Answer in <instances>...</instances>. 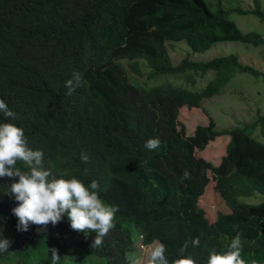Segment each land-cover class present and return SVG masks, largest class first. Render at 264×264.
<instances>
[{"label": "trees", "instance_id": "obj_1", "mask_svg": "<svg viewBox=\"0 0 264 264\" xmlns=\"http://www.w3.org/2000/svg\"><path fill=\"white\" fill-rule=\"evenodd\" d=\"M252 1L253 9L227 8L225 0H0V72L5 78L12 75L4 69L11 53L33 63L35 72L30 64L33 72L26 80L32 78L38 92L66 95L73 73L82 76L69 96L72 110L53 96L50 116L19 113L27 146L44 153L43 166L47 169L50 162L55 178H77L86 186L97 181L100 197L119 209L115 230L99 247L93 244L94 232L72 230L66 215L56 226L30 225L18 232L12 212L18 202L0 183V238L12 242L8 252L0 253V264H52L53 248L61 256L58 264H131L128 250L140 237L169 244V264L180 257L184 241L199 238L200 245L183 255L207 264L209 254L226 251L237 232L242 257L248 264H264V200L245 201L264 195V143L253 135L259 123L264 125V115L248 126L222 130L211 119L190 136L176 121L181 109L202 108L207 98L221 93L237 72L263 78L264 72L233 53L206 61L187 55L174 64L168 47L185 40L198 53L221 41L264 43L260 32H244L230 16L252 14L264 21L262 0ZM22 14L21 29L10 33L11 18ZM182 73L192 84L196 76L212 77L201 91L156 81ZM145 75L150 85L133 83ZM200 134L210 140L226 136L218 165L199 160ZM152 138L161 143L149 150L145 142ZM82 153L88 163L81 161ZM17 168L29 171L23 163ZM209 168L219 172L218 182L237 210L212 213L200 205ZM186 171L190 177L183 179Z\"/></svg>", "mask_w": 264, "mask_h": 264}, {"label": "clouds", "instance_id": "obj_2", "mask_svg": "<svg viewBox=\"0 0 264 264\" xmlns=\"http://www.w3.org/2000/svg\"><path fill=\"white\" fill-rule=\"evenodd\" d=\"M22 16L23 14L11 18V22L15 24L9 30L10 33H18L21 29L20 24L25 19ZM53 31L50 33L52 34ZM53 35H56V32ZM168 47L171 53L170 45ZM10 49L19 50L17 47ZM14 54H9L8 60L4 63V69L12 74L11 77L5 78L4 74L0 72V121H2L0 122V178L5 177L0 179V183L5 184L6 191L11 189L10 193L18 202V206L12 209L13 214L18 218L17 231L27 232L30 225H38L44 229L49 224L56 226L66 215L72 230L83 232L85 235L94 232L96 235L93 244L99 247L103 244L104 238L116 228L118 207L107 204L100 197V186L95 180L86 186L77 178H55L52 175L51 167L48 165L50 162L47 163V169L45 168L46 163L43 166L44 153L39 150H32L27 146L25 128H22L18 118L19 113L23 111L43 118L50 116L53 96L61 99L64 102V107L72 110L69 96L82 83V76L78 72L73 73V78L66 82L68 88L66 95L59 96L55 94L57 93L55 91L44 93L41 90L38 92L32 78L30 81L26 80L29 76L31 77L33 71L35 72L33 63H30L33 70L31 71L27 57L19 54L18 58H12ZM175 75L179 74H166V77ZM25 80L26 85L23 87L22 83ZM166 80L168 78L162 82ZM144 81L148 85L151 83L146 75L142 78L137 77L133 83ZM174 84L186 87L185 85H178L176 82ZM34 92L38 95L32 100L30 95ZM182 110L184 109L180 110V115L176 119L178 125L181 124ZM160 143L159 139L152 138L145 142V147L153 150L158 148ZM35 145L39 146V144ZM38 146L36 148L41 149ZM89 159L88 155L81 154L82 162L88 163ZM18 163H23L29 171H21L17 168ZM189 177L190 173L186 171L183 179ZM221 187L223 186L221 185ZM200 205L203 206L201 203ZM0 236H2V232H0ZM166 239L165 241L168 243L171 242L172 237L166 236ZM11 243L7 238H0V253L8 252ZM199 245V238L184 241L179 249L180 257L172 261V264H197L191 255L184 256L183 253L187 252L189 247L196 248ZM49 251H51L52 264H58L61 257L58 250L53 248ZM170 252L169 244L166 246L159 239L147 243L140 237V239H136L133 248L128 250L127 256L131 260V264H169L170 259L167 258V255ZM242 252V234L237 232L227 245L226 251L222 253L213 251L209 254L207 264H248L242 257ZM130 253L132 257H130ZM171 257L169 255V258ZM251 264H257V261L253 260Z\"/></svg>", "mask_w": 264, "mask_h": 264}, {"label": "rangeland", "instance_id": "obj_3", "mask_svg": "<svg viewBox=\"0 0 264 264\" xmlns=\"http://www.w3.org/2000/svg\"><path fill=\"white\" fill-rule=\"evenodd\" d=\"M262 2L264 8V0ZM224 5L227 8L238 5L244 9L254 8L252 0H225ZM230 16L244 32L255 30L260 32L264 38V21L260 18L252 14L242 15L236 12H232ZM170 50L172 59L176 64L180 63L186 55L197 61H206L214 57L233 53L238 55L241 63L250 64L264 72V43L255 46L239 41H221L213 44L206 51L193 53L187 42L183 40L175 43L174 47L170 45ZM208 75L198 76L196 84H192L187 80L186 73L175 76H163V78H157V81L162 82L168 78V80L175 81L178 85H185L191 90L200 91L212 77L211 73ZM259 113L261 116L264 115V78L237 72L221 93L204 101L202 108L192 111L182 110L181 121L185 125L181 122V126L185 127L182 129L185 130L187 136L198 130L196 129L198 124L209 126L211 119L216 123V130L234 129L250 125L260 116ZM253 130L255 132L253 135L264 143V125L259 123ZM200 136L197 141L199 145L196 147L199 160L210 161L218 165L225 152L226 136L212 140L206 138V134H200ZM192 137L196 138V136ZM205 172L208 177L207 187H205V193L200 198V203L208 210L210 209L212 213L217 209L221 211H228L231 208L237 210L236 204L232 202L226 189L221 187L217 181L219 172L210 168L208 172L207 170ZM262 200H264V195L261 194L258 198L249 197L245 199V201L250 203H257ZM129 255L132 257L131 253Z\"/></svg>", "mask_w": 264, "mask_h": 264}]
</instances>
